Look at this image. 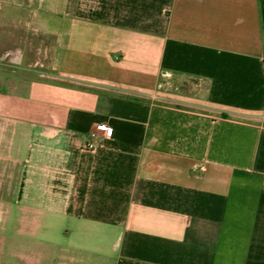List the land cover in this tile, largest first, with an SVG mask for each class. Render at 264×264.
<instances>
[{
  "label": "crops",
  "instance_id": "obj_1",
  "mask_svg": "<svg viewBox=\"0 0 264 264\" xmlns=\"http://www.w3.org/2000/svg\"><path fill=\"white\" fill-rule=\"evenodd\" d=\"M21 3L50 77L0 125V264H264V0Z\"/></svg>",
  "mask_w": 264,
  "mask_h": 264
},
{
  "label": "rangeland",
  "instance_id": "obj_2",
  "mask_svg": "<svg viewBox=\"0 0 264 264\" xmlns=\"http://www.w3.org/2000/svg\"><path fill=\"white\" fill-rule=\"evenodd\" d=\"M12 1L0 0V125L12 123L7 116L24 105L32 82L50 77L46 39L29 25L22 0L17 4ZM170 82L184 83L188 89L195 85L193 79L171 78ZM3 248L1 240L0 253Z\"/></svg>",
  "mask_w": 264,
  "mask_h": 264
},
{
  "label": "built area",
  "instance_id": "obj_3",
  "mask_svg": "<svg viewBox=\"0 0 264 264\" xmlns=\"http://www.w3.org/2000/svg\"><path fill=\"white\" fill-rule=\"evenodd\" d=\"M96 131L97 132H103V138L104 139H111L113 137V129L107 125H98L96 127ZM93 136L96 137L95 132L92 133ZM99 147V145L95 144V143H90V144H86L84 146V149L87 150H95Z\"/></svg>",
  "mask_w": 264,
  "mask_h": 264
}]
</instances>
